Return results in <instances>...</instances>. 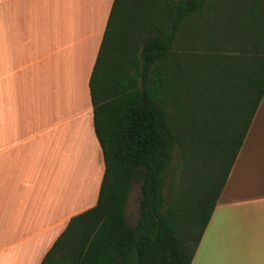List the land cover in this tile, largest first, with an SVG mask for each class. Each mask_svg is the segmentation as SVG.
I'll return each mask as SVG.
<instances>
[{
	"label": "trees",
	"instance_id": "trees-1",
	"mask_svg": "<svg viewBox=\"0 0 264 264\" xmlns=\"http://www.w3.org/2000/svg\"><path fill=\"white\" fill-rule=\"evenodd\" d=\"M89 92L97 203L40 264H190L264 95V0H113Z\"/></svg>",
	"mask_w": 264,
	"mask_h": 264
},
{
	"label": "crops",
	"instance_id": "crops-1",
	"mask_svg": "<svg viewBox=\"0 0 264 264\" xmlns=\"http://www.w3.org/2000/svg\"><path fill=\"white\" fill-rule=\"evenodd\" d=\"M112 3L0 0V264H40L97 203L89 78ZM190 264H264V95Z\"/></svg>",
	"mask_w": 264,
	"mask_h": 264
},
{
	"label": "rangeland",
	"instance_id": "rangeland-1",
	"mask_svg": "<svg viewBox=\"0 0 264 264\" xmlns=\"http://www.w3.org/2000/svg\"><path fill=\"white\" fill-rule=\"evenodd\" d=\"M140 184L133 183L127 201V218L130 224H135L139 214Z\"/></svg>",
	"mask_w": 264,
	"mask_h": 264
}]
</instances>
